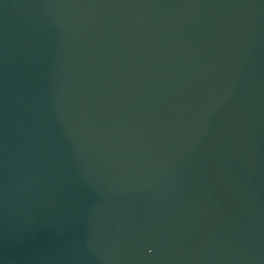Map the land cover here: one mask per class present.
<instances>
[{
  "label": "water",
  "instance_id": "obj_1",
  "mask_svg": "<svg viewBox=\"0 0 264 264\" xmlns=\"http://www.w3.org/2000/svg\"><path fill=\"white\" fill-rule=\"evenodd\" d=\"M0 264H264V0H0Z\"/></svg>",
  "mask_w": 264,
  "mask_h": 264
}]
</instances>
